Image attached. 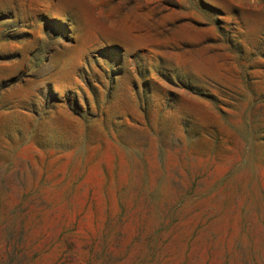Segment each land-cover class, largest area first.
<instances>
[{
  "label": "rangeland",
  "instance_id": "1",
  "mask_svg": "<svg viewBox=\"0 0 264 264\" xmlns=\"http://www.w3.org/2000/svg\"><path fill=\"white\" fill-rule=\"evenodd\" d=\"M0 264H264V0H0Z\"/></svg>",
  "mask_w": 264,
  "mask_h": 264
}]
</instances>
